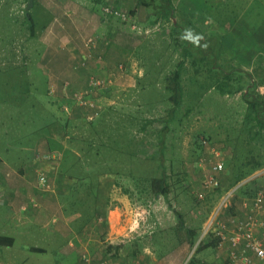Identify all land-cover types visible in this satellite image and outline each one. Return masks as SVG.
I'll return each instance as SVG.
<instances>
[{"label": "rangeland", "instance_id": "rangeland-1", "mask_svg": "<svg viewBox=\"0 0 264 264\" xmlns=\"http://www.w3.org/2000/svg\"><path fill=\"white\" fill-rule=\"evenodd\" d=\"M30 1L0 0V160L8 161L11 165L26 159L35 160V168H44L62 205L59 208L56 203L51 212L59 217L60 228L57 225L46 226L44 229L47 234H44L41 226L31 227L25 232L26 239H31L29 242L14 232L16 241L14 245L5 248L4 262L78 264L79 255L74 250L71 252L68 244H63L62 250L42 241L47 239L52 242L53 237L71 230V234L75 236L72 242L81 251L84 250L82 242L92 240L95 243L94 250L89 245V250L86 249L90 251L94 264L107 260L121 264L126 260L125 252L136 257L131 259L134 264H142L140 258L147 254L145 250H150L154 256L167 254L163 263L188 264L195 259L204 261V264H212L219 252L224 251L218 249L219 239L214 228L202 238L207 226L212 222L224 221L233 214H243L242 205L249 197V192L241 187L255 177L259 178V182L246 189L264 190V168L237 186H230L232 168L228 164L233 154L232 132L241 122L245 102L241 93L226 94L214 88L204 93L200 86L209 74L210 66L200 63L194 65L192 59L187 57L182 68L185 98L174 123L172 122L167 140V174L172 192L169 202L164 197L150 194L146 189L149 184L147 177L158 172V131L170 108L168 97L171 93L164 76L170 74L183 59L178 51L180 43L176 41L183 39L182 31L175 24L177 20L181 23L186 20L195 23L205 38L212 34L224 35L231 32L234 33L232 39L238 38L240 33L249 39H260L264 35V0H173L177 17L173 19L159 17L155 5L146 7L142 4L144 8L138 10L137 5L141 4L139 1L127 8L121 0H111L109 3L113 9L126 14L125 20L121 15L105 14L103 0H32L31 6ZM129 9L133 11L130 12ZM29 14L35 17L33 35L32 24L27 19ZM91 17L99 21L107 17V25L100 34L105 36V30L110 28L114 32L111 42L113 39L114 42L117 41L119 50L124 55L115 66L117 69H113L115 78L112 86L96 95L106 109L102 121L99 120L100 116L92 121L88 120V110H81L72 102L70 97L75 91L85 92L86 89L82 90L72 80L65 79L69 84L66 87L60 81L65 88L63 90L61 84L51 80L49 69L52 66L47 61V56L53 51L50 35L62 28L63 32L66 29L74 39L77 35V41L81 42L85 36H92L91 32L88 34L85 25H81ZM238 22L255 26L251 28L252 34L241 31ZM94 23L96 27L98 23ZM78 25L80 27L77 34L75 27ZM148 29L151 32L146 33ZM189 48L197 50L194 43ZM247 53L249 57L242 58L243 65L248 69L253 68L251 70L260 65L263 73L264 46L260 47L258 53L261 58L250 47ZM220 57L218 62L224 64V68L220 69L225 70V67L232 65V50L224 51ZM208 58L207 62L213 64L210 54ZM120 66L124 68L122 71ZM18 69L28 70L29 76L22 77L17 73ZM196 70L200 72L198 77ZM93 75L101 79L97 74ZM126 79L131 80V84L125 83ZM22 80L30 83L28 93H23ZM18 85L19 90L16 89ZM50 89L54 92L51 93ZM260 91L264 92V87ZM47 120H50L49 124H46ZM95 121L99 129L97 133H103L105 140H118L124 156L109 153L106 158L109 160L111 174L105 173L100 179L93 178L84 187L79 184L78 177H60L62 148L68 147L70 136L80 141H83V135L90 137L88 124ZM149 121L153 122L147 124ZM146 124L144 130L143 126ZM133 137L136 147L131 149L134 146H129V143ZM48 140H52L54 144H50ZM203 140L221 150L227 169L221 177L222 186L202 200L198 192L204 172L210 166L208 160H203L208 155ZM132 150L136 159L125 156ZM88 160L95 165L100 162L99 158L95 159L91 155ZM9 169H12L11 166ZM115 170L121 171L120 176H115ZM130 173H134L135 180L130 178ZM259 174L261 175L255 176ZM97 175L93 171V177ZM94 186L95 190L92 189ZM138 187L141 189L136 190ZM52 193L47 197L54 198ZM227 194H231V205L222 207L223 198ZM135 208L139 209L138 215L133 214ZM175 210L181 212L190 229L197 231L194 246L186 242L187 233L184 229H176L178 220ZM63 214L71 216L65 230ZM72 215L76 216L72 218ZM133 220L139 232L123 237L126 225ZM47 222L48 219L44 224ZM171 222L174 227L170 232L167 231L169 234L165 239L160 227ZM2 230L0 228V233ZM60 239L64 240L63 237ZM215 240L216 245H210ZM125 244L127 248H124ZM28 245L33 248L43 246L47 252L39 253L35 249L32 252ZM198 248L200 249L197 251ZM138 251L141 252L139 256Z\"/></svg>", "mask_w": 264, "mask_h": 264}, {"label": "trees", "instance_id": "trees-1", "mask_svg": "<svg viewBox=\"0 0 264 264\" xmlns=\"http://www.w3.org/2000/svg\"><path fill=\"white\" fill-rule=\"evenodd\" d=\"M141 4L146 7L156 6L157 14L165 19H170L175 17V7L173 0H138ZM156 4H154V2ZM35 17L29 14L27 19L32 24L31 33L34 34L33 24L35 23ZM177 18V17H175ZM177 27L183 33V39L180 38L176 40L179 42V52L183 55V59L178 63L177 67L171 70L170 74L164 76L168 80L167 89L171 93L168 97L170 102V108L167 112V116L163 119V126L158 131V144H159V163L158 172L151 174L147 177L148 185L147 190L150 194L155 196H161L168 200L169 195L172 192L171 182L169 180L166 160V149L168 135L172 130V122L174 123L176 119L177 112L179 111L183 98H185L186 86L183 81L182 68L187 57L192 59L194 65L205 64L210 66L209 74L202 81L201 90L204 93H208L211 89H217L226 94L236 95L241 93L242 100L245 102V109L242 113L241 122L236 125L234 131L232 132V160L229 162L228 166L232 168V176L230 181V186L234 187L240 184L242 181L246 180L251 175L255 174L262 168H264V92L260 91L261 87H264V71L261 72L260 65L255 70L246 68L243 65L242 58H248L249 53H247L248 47L251 50L256 51V55L260 56L259 50L261 46H264V35H262V40L259 38H247L246 35L240 33L238 38H233L234 33L231 32L211 36L205 38L203 32L198 29L199 27L188 20L181 23L179 20L176 21ZM228 34V35H227ZM256 39V40H252ZM225 40V41H223ZM261 42L258 44L257 42ZM195 44L197 50L190 49L189 45ZM253 44V46L251 45ZM259 49V50H258ZM232 50V65L230 67H225L219 63L220 56L224 51ZM209 54L213 59V64L207 62L209 59ZM254 57L253 55H251ZM261 58V56H260ZM227 62V61H226ZM218 63L219 66H216ZM262 68V66H261ZM264 69V67H263ZM28 70L18 69L17 73L24 78H27ZM197 77L200 76V72L196 70ZM21 80V79H20ZM23 81V93L29 92L30 83ZM16 89H20V86ZM67 105V103H66ZM79 109L83 110L81 106H77ZM64 110V109H63ZM105 108L100 113L99 120L102 121L105 118L106 113L103 115ZM87 117V116H86ZM52 121V120H51ZM69 119L66 120L68 123ZM50 120H47L46 124H49ZM153 121H149L151 123ZM147 124L143 126L145 130ZM97 121L88 124V128L91 131V136L85 137L83 135V141L78 138H69L68 147L62 148L61 164H60V177L64 179L65 177H70L72 179H77L80 181L79 184L86 187L93 178L100 179L103 174H111L112 170L109 168V160L106 158L109 153L114 152L119 156H124L122 148L118 143V140L107 139L102 136L103 133H97ZM50 144H54L52 140ZM239 141V142H238ZM76 142H79L76 144ZM136 140L130 139L129 146L136 147ZM61 149V147H60ZM95 159L99 158L100 162L96 165L88 160L89 156ZM101 156V158H100ZM125 156L130 159H136V154L134 150L126 153ZM227 169L225 163V169L222 174ZM93 171L98 173L97 177H93ZM121 171L115 170V176H120ZM132 180H135L134 173L129 174ZM134 178V179H133ZM137 179V177H136ZM204 179V178H203ZM222 180V178H221ZM203 181V180H202ZM84 183V184H83ZM255 182H248L241 188L246 192H249V197H254L257 195L258 190L254 188L246 189L251 184ZM100 184V183H99ZM222 186V181H221ZM220 186V187H221ZM219 187V188H220ZM95 186L92 188L95 190ZM138 187L136 190H140ZM218 189V188H217ZM216 189V190H217ZM96 191H98L96 189ZM95 191V193H96ZM94 192V191H93ZM214 192V191H213ZM212 193V192H211ZM98 195V192H97ZM99 197L96 196V199ZM175 215L178 220V226L176 229L185 230L188 236L189 244L194 246L196 243L197 231L190 229L185 222L183 215L175 210ZM107 222V221H106ZM14 244V238L9 236L0 235V245L12 246ZM210 245H216V240ZM200 248L197 249V251ZM37 251H42L36 249ZM161 256V255H160ZM200 262L193 259L188 264H199Z\"/></svg>", "mask_w": 264, "mask_h": 264}, {"label": "crops", "instance_id": "crops-1", "mask_svg": "<svg viewBox=\"0 0 264 264\" xmlns=\"http://www.w3.org/2000/svg\"><path fill=\"white\" fill-rule=\"evenodd\" d=\"M136 1L138 0H121V2H123V5L126 6L127 8L133 7L132 5ZM137 7H138L137 8L138 10H141V7L144 8L142 4H140V6L137 5ZM129 11L131 12L133 10L129 9ZM106 20H107V17L101 19L100 21L96 20V18L92 19L91 17L88 22L86 21L85 24L82 23L81 25H85V29L88 30V34H90L91 32L90 35L92 36H85L83 38V41L81 42H79V40L77 41L76 39L78 38L77 35L75 36V39H74V36L72 35L70 36V34L66 31V29L63 32L62 28L59 29L58 31H54L55 33L50 35L51 36L50 44H51V49L53 51H51L50 55L47 56V61L51 63V66L53 67L49 69L50 78L53 82L57 81V83L59 84H61V82H64V85H65L66 83H69L65 79H70L75 84L81 86L82 90H85L88 85L89 78L94 76L93 74L95 75L97 74V76L101 78L102 77L108 78L111 76H115L114 74L115 72L113 69L117 65L118 61H120L123 58L124 55H123V52H120L119 50L120 47L117 45V41L114 42V39H113V42H111L110 39L112 38L111 36L113 35L114 32L112 30H109L110 28L108 29L109 31L105 30V33H106L105 36H102L100 34V32L102 31V28L105 25H107ZM94 22L98 23L96 27H95ZM238 24H240V27H241L239 29L241 31H244L247 34H252L253 29L251 28H255V26L250 27L247 24H242L241 22H238ZM79 27L80 25L75 27L77 34L79 33ZM88 37H95V38H98L99 40L97 47L94 48L93 50H87L84 47V40ZM58 42L60 43L58 44V48H57ZM87 56H89L88 60L85 58ZM84 60L87 61V65L84 67H80L79 63ZM115 69H117V67ZM126 82H130L129 84H131V80L129 79H126L125 83ZM61 87H63L62 84H61ZM63 90H65L64 87H63ZM7 162L4 160H0V172H1L0 174V228H3L0 235L9 236V237L14 238V244H15L16 235L14 234V232H16L17 235L19 234L23 236V238L27 242H29L31 239L29 238L26 239L25 232L31 227L37 228L38 226H41L40 228L44 234H47V231L44 229L46 228V226L51 227L50 225H57V228L59 229L60 228V225H58V223L60 222L59 217H57L54 214H51V212H53L52 211L53 205L57 203L59 208H61L62 206L60 204V201L58 200L57 190L54 187L55 189L54 198H48L47 196L49 194H44L42 191H40L36 187L38 176H37V167L35 168V164H36L35 160H27V159L22 160L21 162L19 161L18 163H13L12 164L13 166ZM10 166L12 169H9ZM209 170L210 168L204 172V175H203L204 177L209 172ZM260 175L261 174L255 175V176L257 177ZM221 177H222V174L220 175V179ZM253 181L255 183L257 181L259 182V178L253 177L249 182H253ZM201 189H202V182L200 184L199 191ZM260 191L264 192V190L262 189L258 190V192ZM209 194L210 192H207L206 197ZM255 197L256 196L247 197L244 200L242 209H241L243 210V214H240L237 216L245 217V213L247 212L245 208V203ZM32 200L37 201L40 206L34 208V206H32L31 204ZM23 206H27L26 211L23 210ZM139 213L140 212L138 208H135V213L133 209V214L138 215ZM73 216L75 217L76 215H72V218H74ZM53 217L58 218V222L55 224L50 223ZM63 217L65 218L63 219ZM63 217H62V221L64 222L63 229L65 230V225L66 226L68 225V221H70V219L68 220V218H70L71 216L63 214ZM46 219H48L49 222H47V224H44V221ZM134 220L131 221L130 224L126 225V229L124 230V233H122L123 237L126 238L132 235L134 232L136 233L139 232L138 231L139 228H137L136 222H134ZM218 222L220 221H217L216 223L212 222L211 229L212 228L215 229L217 227ZM214 224L215 226H213ZM173 227H174L173 222H171L170 224H164V226L160 227L161 228L160 230H162V232L165 234V239L167 235L169 234L167 233V231L170 232V230ZM70 231H67L65 234L62 233V235L58 234L60 237L59 236L53 237L52 242L47 241V239L45 240L42 239V241H45L49 244H54L55 248H59L62 250L64 247L63 244H68L69 247L71 248V252L74 250L79 255V252L81 250L77 246H75V244H73L72 239H74L75 236H73V234H71L72 232ZM205 236L206 235H203L202 238H204ZM61 237L64 238L63 241L60 239ZM115 237L117 239L119 238L118 236H115ZM186 238H187L186 242L188 243L189 240H188L187 235H186ZM65 240L66 241L68 240L67 243L64 242ZM169 240H171V237L169 238ZM81 244L84 249H88V247L90 246V248L94 250V248L96 247L95 243L92 242V240H89L87 242H82ZM28 246H29L30 251H32V249H35V250L39 249L42 251L36 250V252H39V253L47 252V250L43 246H41V248H33L31 245H28ZM6 247L8 246L0 245V255H1L0 264H6L3 259ZM124 248H127L126 244L124 245ZM143 248L146 249V247H143ZM218 249L220 248L218 247ZM221 251H224V252L222 253L219 252L218 257L214 259L213 262H211L212 264H241L239 262L231 261L226 249H221ZM137 253H138L137 256H139L141 252L138 251ZM145 253L147 254H143V256L140 258L142 260V264H171V262H166V261L163 263V260L167 258V254H160L161 256L160 255L154 256L150 250H148L147 252L145 250ZM124 254L126 256V260L122 261L121 264H134L133 260L131 259H135L136 257L126 252ZM148 254H150L151 256H149ZM106 262H107L106 264H119L118 262L113 263L111 260L110 261L107 260ZM199 262H200L199 264L205 263L204 261L202 262L199 261Z\"/></svg>", "mask_w": 264, "mask_h": 264}, {"label": "built area", "instance_id": "built-area-1", "mask_svg": "<svg viewBox=\"0 0 264 264\" xmlns=\"http://www.w3.org/2000/svg\"><path fill=\"white\" fill-rule=\"evenodd\" d=\"M111 0H103V10L105 14L121 15L122 19L127 18L126 14L119 13L117 9H113L109 3ZM134 28L136 26L134 25ZM155 31V30H154ZM151 32L148 29L146 33ZM99 43L98 38L88 37L84 40V47L87 50H93ZM87 60L89 56L85 57ZM80 67L87 65L84 60L79 63ZM124 68L120 66L122 71ZM115 76L108 78L90 77L86 91H75L70 97L72 102L77 106H81L88 110L87 119L92 121L97 118L104 109V105L99 102L97 94L106 88L112 86ZM69 83H66L67 87ZM51 93L54 92L50 89ZM68 109V106H66ZM206 152L208 155L203 160H208L210 166L209 172L205 175L202 181V189L198 192L200 199H205L207 192H213L221 186L220 175L225 169V161L222 157V152L215 146H210L207 140H203ZM37 188L44 194L55 193L54 187L50 183V178L44 168L38 167ZM52 193V194H53ZM231 194H227L222 201V207L231 205ZM34 208L39 207V203L35 200L31 201ZM247 212L243 216H230L225 221L217 223L215 228L216 237L219 239L218 247L226 249L229 258L233 262L241 264H264V192L260 191L255 198L245 203ZM23 210H27V206H23ZM57 219V220H56ZM58 222L57 217H53L51 224ZM211 229L209 224L204 232L207 235ZM93 258L88 250L84 249L79 252V264H94ZM100 264H106L101 262Z\"/></svg>", "mask_w": 264, "mask_h": 264}, {"label": "water", "instance_id": "water-1", "mask_svg": "<svg viewBox=\"0 0 264 264\" xmlns=\"http://www.w3.org/2000/svg\"><path fill=\"white\" fill-rule=\"evenodd\" d=\"M32 5V0L30 1V6Z\"/></svg>", "mask_w": 264, "mask_h": 264}]
</instances>
